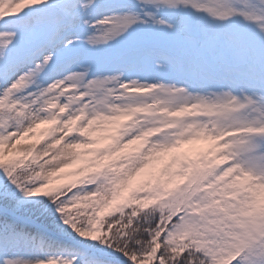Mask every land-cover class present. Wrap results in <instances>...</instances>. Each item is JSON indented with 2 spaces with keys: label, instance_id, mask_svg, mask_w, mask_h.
Here are the masks:
<instances>
[{
  "label": "snow or ice",
  "instance_id": "6c2138e0",
  "mask_svg": "<svg viewBox=\"0 0 264 264\" xmlns=\"http://www.w3.org/2000/svg\"><path fill=\"white\" fill-rule=\"evenodd\" d=\"M0 264H264V0H0Z\"/></svg>",
  "mask_w": 264,
  "mask_h": 264
},
{
  "label": "rangeland",
  "instance_id": "374dc122",
  "mask_svg": "<svg viewBox=\"0 0 264 264\" xmlns=\"http://www.w3.org/2000/svg\"><path fill=\"white\" fill-rule=\"evenodd\" d=\"M39 138V134L35 133L33 134V139H38ZM169 159L168 155L162 156L159 159H157L156 161H154L147 169H145L143 172L137 173L136 175H134L129 181L128 184L120 190L119 195L121 197H126L129 193V191L133 188L138 187L142 182L148 181L151 183H155L156 180H159L162 186H166L168 188H171L175 185V183H177V181L175 179H172L171 181H169V177L167 176H159V172L157 171V167L159 165H162L163 162H166ZM80 167H76V168H72L70 171H72L73 173H75L77 171V169ZM175 168L173 166L172 169H170V171H174ZM69 170L68 168L64 170V172L59 173L58 174V178L54 177L53 178V184H60L61 182V177L63 176H71L68 175ZM73 178L77 177V176H72ZM79 177H77L78 179Z\"/></svg>",
  "mask_w": 264,
  "mask_h": 264
}]
</instances>
